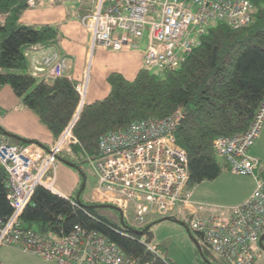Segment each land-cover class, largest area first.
Instances as JSON below:
<instances>
[{
  "label": "built area",
  "instance_id": "1",
  "mask_svg": "<svg viewBox=\"0 0 264 264\" xmlns=\"http://www.w3.org/2000/svg\"><path fill=\"white\" fill-rule=\"evenodd\" d=\"M26 2L29 8L73 3L77 17L92 37V50H121L137 46L146 37L145 64L158 66L161 71L180 66L185 56L201 43L211 23L223 21L231 28L246 27L252 23L254 9L252 0ZM192 32L197 36H192ZM36 53L42 54V65L35 66V75L50 79L64 74L65 57L58 52L48 54L46 50ZM87 85V79L85 84L76 85L84 103ZM183 118L184 112L177 109L166 117L148 116L133 120L125 128L102 133L98 154L88 157L100 193L94 199L112 202L123 215L133 204L135 217L141 223L147 215H173L180 202L191 214V231L202 237L217 258L225 264H254L264 234V160L252 155L249 149L264 126V97L248 129L214 140L216 153L225 157L231 172L250 175L255 180L250 195L231 207L193 199V189L188 188L187 152L176 138ZM72 128L68 124L49 146L16 145L0 132V163L7 172V197L12 206L11 214H0V247L14 245L60 264H170L152 242L144 241L151 251L146 258L124 252L98 230L79 224L62 234H43L23 225L22 212L35 188L43 185L56 192L60 156L65 151L73 154L72 145L78 141ZM28 148L33 150L27 151ZM62 196L76 203L73 197Z\"/></svg>",
  "mask_w": 264,
  "mask_h": 264
},
{
  "label": "trees",
  "instance_id": "2",
  "mask_svg": "<svg viewBox=\"0 0 264 264\" xmlns=\"http://www.w3.org/2000/svg\"><path fill=\"white\" fill-rule=\"evenodd\" d=\"M252 2L250 25L231 28L223 21L213 23L201 43L177 68L165 69L160 74L141 68L133 79L120 71L111 72L109 94L84 103L72 128L78 139L72 145L73 154L65 151L60 160L74 162L80 153L88 159L98 154L102 133L125 128L136 119L166 117L181 109L184 118L177 127L176 138L188 156V188L216 179L224 167L229 169L226 159L221 164L216 158L214 140L248 129L264 97V0ZM26 8V0H0V87L10 84L24 105L34 110L57 138L80 104L81 96L76 89L79 81L66 74L47 79L30 70L28 53L59 49L61 37L54 25L24 23L22 15ZM0 132L5 133L1 128ZM6 177L0 163L3 216L12 212ZM78 194L79 197L71 195L76 201L73 204L38 185L22 212L23 225L43 234H62L79 224L98 230L126 253L146 258L151 255L139 237L143 233L150 236V228L136 231L126 225L123 214L121 224L112 222L99 215L95 205L84 202L81 192ZM146 241L151 242L150 238ZM198 249L202 256L209 254L222 262L204 242L198 244Z\"/></svg>",
  "mask_w": 264,
  "mask_h": 264
},
{
  "label": "rangeland",
  "instance_id": "3",
  "mask_svg": "<svg viewBox=\"0 0 264 264\" xmlns=\"http://www.w3.org/2000/svg\"><path fill=\"white\" fill-rule=\"evenodd\" d=\"M72 4L66 3L55 10L48 7V5H45L42 9H32L28 7L22 15V21L24 23L36 25L51 24L57 27L60 32L63 49L61 53H71L72 51L74 54L69 63L66 60L67 64L64 69L67 67L69 73L73 71V76L77 78L79 82H83V84L86 83L87 79L86 98L91 88V92H95L97 95V98H94V100L98 98L102 99L110 92L108 76L111 72L119 69L125 76L133 79L141 68H147L144 60L147 38H141L137 46H128L119 51H115L114 49H109L108 51H95L92 56L88 58L85 54V49L87 48L89 40L92 42V37L77 17L76 8ZM62 7H67L72 10V12H69L68 16L66 12V17H63L61 14ZM1 15L0 13V17ZM211 25L212 23L210 26ZM192 36H197L196 32H192ZM54 52L59 53V51L54 49L46 50L48 54ZM41 56L42 54L39 53H28L30 70L32 72L36 65H42ZM129 57L138 58L141 65L136 67L130 64ZM148 68L152 73H161L158 66H150ZM134 70L135 72L133 74ZM1 87L0 128L6 133H12L6 130V124L10 123L12 126H15L17 122L19 128H23L26 131L27 129H36L38 123L37 121L34 122L32 117L25 112L24 108L26 107L22 101V97L14 92L10 84H4ZM8 90L9 94L7 93ZM91 97L92 96H90L89 99H92ZM20 117L26 120V122H24L25 126H21V121L18 120ZM12 134L25 139L16 133ZM12 139L15 143H23L22 145L26 146L27 142H22L18 138ZM12 139L10 140L12 141ZM257 140L264 146V129ZM30 143L31 142L28 144ZM216 158L221 164H224L225 157L223 155L216 153ZM73 163H75L76 166L69 165L62 159L59 160L54 183L55 191L61 195L68 196H77L78 192H81V199L84 202L95 205L99 215L107 217L112 222L121 224L122 213L112 202L94 199L97 191L96 177L87 157L80 153L75 156V161ZM252 182L255 187V180L252 176L236 174L231 172L227 167H224L222 173L216 179L206 180L197 184L193 188L192 197L204 203L231 207L244 197L248 188L252 185ZM173 215L174 219L160 220L161 216L151 214L147 215L145 222L141 223L136 219L134 206L130 203L123 217L126 225L135 230L142 229L152 223L150 226V236L147 233H143L139 236L140 240L146 241L150 238V241L157 248L161 256L166 258L170 264H223L220 261L217 262L216 259L214 260L211 255L206 254V256H202L199 252L198 243L203 242V239L194 230L191 231L194 238L189 234L186 225L188 226L190 222L191 214L183 209L180 202H178ZM211 254L217 257L213 252H211ZM0 264L60 263L24 252L14 245H3L0 247ZM254 264H264L263 248L256 254Z\"/></svg>",
  "mask_w": 264,
  "mask_h": 264
},
{
  "label": "crops",
  "instance_id": "4",
  "mask_svg": "<svg viewBox=\"0 0 264 264\" xmlns=\"http://www.w3.org/2000/svg\"><path fill=\"white\" fill-rule=\"evenodd\" d=\"M44 6H38V7L34 8V9H42ZM60 6H63V5H57V6H50V5H48V7H50L51 9H54V10L57 9L58 7H60ZM69 12H72V10L68 9L67 7H65V8L62 7L61 14H62L63 17H66L65 13L68 16L69 15ZM87 44L88 45H87V48L85 49V54L88 56V58L91 57L92 54L95 51H108L109 50V49H102V48H96V49L92 50V48H91V41L90 40H89V42ZM52 49H54L56 51H59V55L65 57L66 60L68 61V63H69L70 60H72V58L74 56V54L72 53V51H71V53H68V52L61 53V52H63L62 45H61V38H60V48L59 49L52 48ZM115 51H119V50H115ZM34 53H36V52H34ZM88 58H87V60H88ZM144 60H145V55H144ZM129 63L132 64V65H134V66H136V67L141 65V62H139V59L136 58V57H129ZM147 68H148V66H147ZM114 71H119V69L118 70H114ZM71 72L72 73H69L67 71V67H66V69H64V74H66L70 78H73V79H75V80L78 81V79L73 76L74 75L73 71H71ZM120 72H122V71L120 70ZM134 72H135V70L133 71V74H134ZM128 79H130V78H128ZM1 89H2V87L0 88V97H2V95H1L2 90ZM7 93L9 94V90L7 91ZM88 94L89 95L86 98L87 102H92L94 100V98H97L96 93L95 92H93V93L91 92V88L88 91ZM90 96H92L91 97L92 99H89ZM95 100H97V99H95ZM25 107H26V108H24L25 112L27 113V115H29V116L32 117V119L34 120V122L37 121L38 127L36 129H27V131H26L23 128H19V125L16 122V125L15 126H12L10 123H7L6 124V128H7L6 130H8L9 132H12V133H16V134L24 137L25 139L31 140L30 141L31 143H36V144H40V145H43V146H49L50 144H52L54 142V140H55L56 137L53 135V133L51 132V130L40 120L38 114L34 110H32L31 108H29L27 106H25ZM18 120L21 121L20 122L21 123V126H25L24 125V122H26L25 119H23V118L20 117ZM263 129H264V126L262 128V131H263ZM262 131H261V133H260V135L258 136L257 139H259V137L261 136ZM4 134L8 137L9 140L12 139V138H15V137H10L7 133H4ZM257 139L255 140V142L253 143V145L250 147L249 150H250V153L252 155L257 156L258 158L264 160V146L261 144V142L259 143ZM12 141H13V139H12ZM12 143L13 144H16V145H22L23 144V143H21V144L15 143L14 141ZM224 162H225V160H224ZM253 188H254V183L252 182V185L248 188V191L245 193L244 197L238 203H240L243 200H245L250 195V193L252 192ZM95 195L96 196H99L100 193L98 191H96V194Z\"/></svg>",
  "mask_w": 264,
  "mask_h": 264
},
{
  "label": "water",
  "instance_id": "5",
  "mask_svg": "<svg viewBox=\"0 0 264 264\" xmlns=\"http://www.w3.org/2000/svg\"><path fill=\"white\" fill-rule=\"evenodd\" d=\"M3 133H4V132H3ZM5 133H6V132H5ZM7 134H8L10 137L18 138V139H20L21 141H26V142H30V141H31V140H28V139H22V138H19L18 136L14 135V134H12V133H7ZM62 160H64V161H65L67 164H69V165L76 166L75 163H73L72 161H69V160H66V159H62ZM83 187H84V185H83ZM77 197H79V194L77 195ZM112 206H113V205H112ZM116 208H118V209L121 211V209H120L119 207L116 206ZM121 213H122V211H121ZM165 219H174V218H172L171 215L163 216V217L160 218V220H165ZM121 221L123 222V217L121 218ZM149 228H150L149 225L145 227L146 230L149 229ZM136 231H138V232H142L143 230H141V229H137ZM188 232H189V234L193 237V234H192L191 230L188 229ZM193 238H194V237H193ZM263 241H264V234L261 236V240H260V244H261L262 248L264 249ZM198 244H199V243H198ZM206 260H207V259H206Z\"/></svg>",
  "mask_w": 264,
  "mask_h": 264
},
{
  "label": "bare ground",
  "instance_id": "6",
  "mask_svg": "<svg viewBox=\"0 0 264 264\" xmlns=\"http://www.w3.org/2000/svg\"><path fill=\"white\" fill-rule=\"evenodd\" d=\"M85 101V100H84ZM84 101L82 100L81 101V104H80V106L78 107V109L76 110V113L74 114V116H76L75 118L73 117V119L70 121V123L69 124H72V125H74V123H75V121H76V119H77V117H78V115H79V112H80V110L82 109V107H83V104H84ZM72 131V130H71ZM72 135H73V132H72ZM74 136V135H73ZM75 137V136H74ZM23 142H26V141H23ZM27 143H29V142H27ZM38 145H40V144H38ZM32 151L33 149L32 148H28L27 149V151ZM28 157H31V154H29L28 155ZM167 216V215H166ZM190 223V222H189ZM188 226H189V224H188ZM187 225H186V227H187V229H191L190 228V226L188 227Z\"/></svg>",
  "mask_w": 264,
  "mask_h": 264
}]
</instances>
